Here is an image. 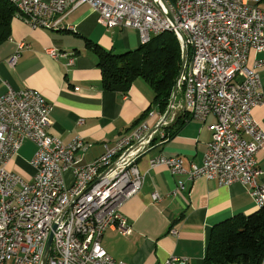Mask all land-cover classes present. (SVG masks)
I'll list each match as a JSON object with an SVG mask.
<instances>
[{
    "label": "built area",
    "instance_id": "built-area-1",
    "mask_svg": "<svg viewBox=\"0 0 264 264\" xmlns=\"http://www.w3.org/2000/svg\"><path fill=\"white\" fill-rule=\"evenodd\" d=\"M7 1L16 7L15 17L35 28L58 27L68 10L89 3L102 25L138 29L141 44L173 31L191 51L177 79L182 109L197 120L215 114L217 122L202 166L186 169L182 157L161 154L150 158V167L166 166L192 182L205 177L220 185L241 183L264 205L257 160L264 129L252 112L264 98L259 71L264 59L249 64L251 50L264 51V7L259 0ZM29 47L20 41L7 63L16 65ZM46 51L68 67L75 63L74 51ZM5 84L7 90L0 93V264H43L51 234L45 264H128L117 261L102 239L109 227L123 235L132 232L122 207L142 188L145 174L137 161L153 144L161 120L154 127L143 121L116 141L104 142L103 153L86 162L79 152L87 151L90 143L82 136L66 143L49 133L52 105L40 90ZM26 140L37 146L32 179L8 168ZM68 170L72 184L66 180ZM184 189L179 181L174 193ZM152 197L162 199L157 192ZM162 264H188V259L171 256Z\"/></svg>",
    "mask_w": 264,
    "mask_h": 264
},
{
    "label": "crops",
    "instance_id": "crops-1",
    "mask_svg": "<svg viewBox=\"0 0 264 264\" xmlns=\"http://www.w3.org/2000/svg\"><path fill=\"white\" fill-rule=\"evenodd\" d=\"M249 1L257 3V0ZM259 5L264 7V0H259ZM87 39L115 53L135 50L134 47L141 45L138 29L102 25L89 3L68 10L59 26L53 28H35L14 17L10 37L0 44V93L7 90L5 82L15 89L40 90L52 105L49 133L66 143L82 136L90 147L79 154L86 162H92L103 153L104 142L116 141L139 120L154 127L164 114L154 103V90L141 77L134 80L127 92L106 89L98 56L86 46ZM23 40L30 47L21 51L16 65H9L6 59L18 50ZM49 47L74 51V65L68 67L64 59L52 58L46 51ZM256 59H264V51L251 50L249 64ZM259 71L264 97V65ZM177 105L174 113L183 117L184 125L177 131L178 125H172V136L167 137L162 126L155 142L137 161L145 174L144 183L139 193L122 207L132 232L123 235L116 227H109L103 235V246L117 261L162 264L171 256H179L187 258L188 264H205L212 227L238 213H251L260 207L241 183L220 185L217 180L205 177L192 182L186 174H173L166 166L150 167V158L161 154L182 157L186 169L203 165L217 116L193 119L184 113L181 99ZM151 111H154L152 116ZM252 112L264 129V98ZM36 150L34 142L24 141L8 168L32 179L36 171L31 160ZM257 160L261 169L258 182L264 184V145L257 153ZM65 176L67 183L72 184V171L68 170ZM179 181L185 183V189L175 194ZM154 192L162 196L160 201L153 199Z\"/></svg>",
    "mask_w": 264,
    "mask_h": 264
},
{
    "label": "trees",
    "instance_id": "trees-1",
    "mask_svg": "<svg viewBox=\"0 0 264 264\" xmlns=\"http://www.w3.org/2000/svg\"><path fill=\"white\" fill-rule=\"evenodd\" d=\"M15 13L13 4L0 0V44L11 35ZM86 46L98 56L106 89L127 92L134 80L141 77L154 90V103L160 112L164 114L167 111L183 61L182 45L173 31L155 35L150 42L124 53L105 49L90 39H87ZM178 95L176 104L181 99L180 92ZM182 118L179 114L175 115L170 126L165 128L164 137L172 136V125H178L176 131L184 125ZM204 262L264 264V205L251 213H238L215 224L211 229Z\"/></svg>",
    "mask_w": 264,
    "mask_h": 264
},
{
    "label": "water",
    "instance_id": "water-1",
    "mask_svg": "<svg viewBox=\"0 0 264 264\" xmlns=\"http://www.w3.org/2000/svg\"><path fill=\"white\" fill-rule=\"evenodd\" d=\"M183 61H182V67H181V71L179 73V76L182 74L184 68H185V63L188 59V56H189V50L187 48V45L186 43L184 42L183 44ZM178 93H179V87H178V83H176V87L174 89V92H173V95H172V98H171V101H170V105L167 109V111L164 113L160 123H159V128H161L165 122L169 119V117L174 114V109H175V106H176V100H177V96H178ZM52 237L53 235L51 234L50 238H49V241H48V244H47V249H46V255L44 257V263H46V257H47V254H48V251H49V248H50V245H51V242H52Z\"/></svg>",
    "mask_w": 264,
    "mask_h": 264
},
{
    "label": "rangeland",
    "instance_id": "rangeland-1",
    "mask_svg": "<svg viewBox=\"0 0 264 264\" xmlns=\"http://www.w3.org/2000/svg\"><path fill=\"white\" fill-rule=\"evenodd\" d=\"M140 42H141V40H140ZM136 48H138V46H136V47H134V49H136ZM179 96V95H178ZM178 101H179V98H178ZM175 110L176 109H174V112H175ZM173 117V114L169 117V119L167 120V123L166 124H164V127L166 128L167 126H170L169 124H171L172 123V120H171V118ZM164 128V129H165ZM155 141H153V143H154Z\"/></svg>",
    "mask_w": 264,
    "mask_h": 264
}]
</instances>
